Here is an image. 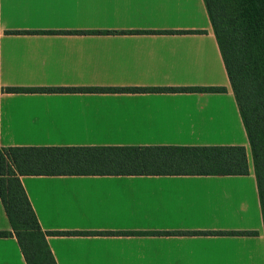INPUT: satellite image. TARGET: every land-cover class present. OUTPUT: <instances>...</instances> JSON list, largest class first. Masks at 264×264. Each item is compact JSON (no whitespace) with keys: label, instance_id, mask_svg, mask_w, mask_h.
I'll return each instance as SVG.
<instances>
[{"label":"crops","instance_id":"0c3cea01","mask_svg":"<svg viewBox=\"0 0 264 264\" xmlns=\"http://www.w3.org/2000/svg\"><path fill=\"white\" fill-rule=\"evenodd\" d=\"M208 86L223 90H7ZM124 145H241L248 173L21 175L43 231L87 233L46 235L56 264H264L250 147L203 0H0V147ZM0 264H26L13 235Z\"/></svg>","mask_w":264,"mask_h":264},{"label":"trees","instance_id":"16d2710c","mask_svg":"<svg viewBox=\"0 0 264 264\" xmlns=\"http://www.w3.org/2000/svg\"><path fill=\"white\" fill-rule=\"evenodd\" d=\"M250 147L264 232V0H203ZM12 92H218L222 87H10ZM248 173L235 146L0 147V200L26 264H56L21 175ZM107 233V232H104ZM251 233V232H246Z\"/></svg>","mask_w":264,"mask_h":264}]
</instances>
